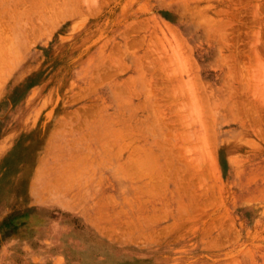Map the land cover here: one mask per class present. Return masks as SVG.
<instances>
[{
	"label": "rangeland",
	"instance_id": "rangeland-1",
	"mask_svg": "<svg viewBox=\"0 0 264 264\" xmlns=\"http://www.w3.org/2000/svg\"><path fill=\"white\" fill-rule=\"evenodd\" d=\"M0 264H264V0H0Z\"/></svg>",
	"mask_w": 264,
	"mask_h": 264
}]
</instances>
